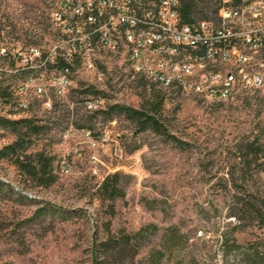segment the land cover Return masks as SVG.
I'll return each instance as SVG.
<instances>
[{
  "label": "rangeland",
  "instance_id": "obj_1",
  "mask_svg": "<svg viewBox=\"0 0 264 264\" xmlns=\"http://www.w3.org/2000/svg\"><path fill=\"white\" fill-rule=\"evenodd\" d=\"M53 4L0 0V48H54ZM0 66L12 68L1 60ZM16 80L6 76L0 84ZM154 88L160 87L133 74L124 54L105 53L78 70L68 95L51 109L36 105L24 113L14 99L0 97V119L28 118L38 126L20 132L0 126V149L18 143L25 163L0 159V264H103L100 242L141 229L136 255L131 245L105 264H257L264 228L234 219L230 206L234 194L264 198V95L216 101L163 89L162 121L181 147L101 112L114 103L140 108ZM91 98H100V107L89 109ZM87 115L96 143L65 137ZM114 173L126 192L111 212L99 187Z\"/></svg>",
  "mask_w": 264,
  "mask_h": 264
},
{
  "label": "built area",
  "instance_id": "obj_2",
  "mask_svg": "<svg viewBox=\"0 0 264 264\" xmlns=\"http://www.w3.org/2000/svg\"><path fill=\"white\" fill-rule=\"evenodd\" d=\"M180 0H54V48H0V97L24 113L51 109L70 92L78 70L105 53L124 54L134 75L163 89L227 101L238 94L264 95V0H219L216 17L187 23ZM77 73V74H76ZM100 107V98L85 101ZM95 144L94 132L71 127Z\"/></svg>",
  "mask_w": 264,
  "mask_h": 264
},
{
  "label": "trees",
  "instance_id": "obj_3",
  "mask_svg": "<svg viewBox=\"0 0 264 264\" xmlns=\"http://www.w3.org/2000/svg\"><path fill=\"white\" fill-rule=\"evenodd\" d=\"M181 1V16L187 23L196 22L199 20H210L217 16L219 10L218 4L214 6V0H180ZM139 77V76H138ZM141 81L146 84L156 86L154 83L147 81L146 79L139 77ZM165 91L163 88L153 89L147 100L140 108H134L120 103L111 104L107 109L102 110L105 117L109 120H113L120 116H124L135 124L137 131L152 130L153 132L166 137L167 141L174 143L177 147H181L183 142L168 133L166 125L162 118V111L165 103ZM93 116L87 115L85 124L79 126V128L90 127ZM0 126L2 128L12 127L20 132L21 127H27L31 130L38 126L33 124L31 119L25 118L20 120L0 119ZM15 143L10 146H6L0 149V159L11 156L14 157V161L19 165L25 164L21 156L17 155V148ZM28 157V156H26ZM33 168V166H32ZM31 172L35 175L36 171ZM126 184L121 181V175L114 173L108 175L99 187V199L101 202H109V208L111 212H114V202L125 196ZM233 203L230 206V216L238 221L250 220L251 222H258L264 228V198H258L256 196L238 197V194L232 196ZM144 237V229L139 230L134 234H123L122 236L109 235L108 238L99 244V257H101V263L105 264L109 260H117L118 257L125 255L129 246H134L133 256L138 253L139 244H135L134 241L137 238ZM255 262L257 264H264V243L262 246L255 248Z\"/></svg>",
  "mask_w": 264,
  "mask_h": 264
}]
</instances>
